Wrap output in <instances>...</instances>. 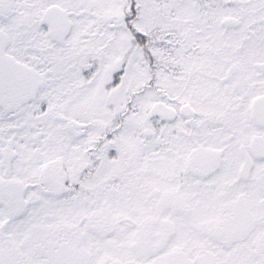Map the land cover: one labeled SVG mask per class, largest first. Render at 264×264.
<instances>
[{
	"label": "snow or ice",
	"instance_id": "6c2138e0",
	"mask_svg": "<svg viewBox=\"0 0 264 264\" xmlns=\"http://www.w3.org/2000/svg\"><path fill=\"white\" fill-rule=\"evenodd\" d=\"M0 264H264V0H0Z\"/></svg>",
	"mask_w": 264,
	"mask_h": 264
}]
</instances>
